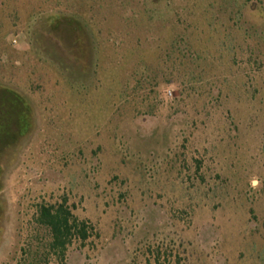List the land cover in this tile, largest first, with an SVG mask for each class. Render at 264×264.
Segmentation results:
<instances>
[{"label": "rangeland", "instance_id": "obj_1", "mask_svg": "<svg viewBox=\"0 0 264 264\" xmlns=\"http://www.w3.org/2000/svg\"><path fill=\"white\" fill-rule=\"evenodd\" d=\"M225 3L0 0V264L64 201L43 264H264V0Z\"/></svg>", "mask_w": 264, "mask_h": 264}, {"label": "trees", "instance_id": "obj_2", "mask_svg": "<svg viewBox=\"0 0 264 264\" xmlns=\"http://www.w3.org/2000/svg\"><path fill=\"white\" fill-rule=\"evenodd\" d=\"M197 0H188V4L182 7V13L185 15L180 22L190 25L186 16L191 15L197 7ZM221 1V5L228 7L226 0ZM237 4L236 1H234ZM198 4V3H197ZM221 6V8H223ZM229 13H233L236 20L237 15L242 14V6L229 5ZM228 9V8H227ZM36 223L46 233V238L43 239V246H37L36 252L32 255V264H43L49 261L50 258L59 259L64 262L67 256V251L74 240H80L85 243L92 235L94 227L84 220H79L72 212L71 207H68L66 201L58 205H41L37 214ZM41 249V250H40ZM26 249L24 250V253Z\"/></svg>", "mask_w": 264, "mask_h": 264}, {"label": "built area", "instance_id": "obj_3", "mask_svg": "<svg viewBox=\"0 0 264 264\" xmlns=\"http://www.w3.org/2000/svg\"><path fill=\"white\" fill-rule=\"evenodd\" d=\"M17 42V39H13V43H16Z\"/></svg>", "mask_w": 264, "mask_h": 264}]
</instances>
